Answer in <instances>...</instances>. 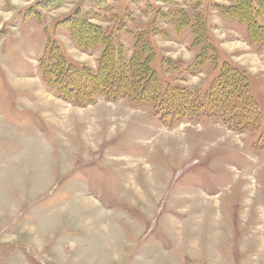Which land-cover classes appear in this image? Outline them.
<instances>
[{
    "label": "rangeland",
    "instance_id": "rangeland-1",
    "mask_svg": "<svg viewBox=\"0 0 264 264\" xmlns=\"http://www.w3.org/2000/svg\"><path fill=\"white\" fill-rule=\"evenodd\" d=\"M40 1L0 0V264H264V46L213 8L232 3L184 6L190 24L176 31L149 26L155 9L172 10L154 0ZM77 6L106 33L122 28L127 59L133 36L151 32L161 87L204 95L221 59L194 67L200 11L222 59L249 74L261 127L238 134L204 115L168 127L148 103L63 101L38 69L47 40L93 72L102 49H81L58 25Z\"/></svg>",
    "mask_w": 264,
    "mask_h": 264
},
{
    "label": "trees",
    "instance_id": "trees-1",
    "mask_svg": "<svg viewBox=\"0 0 264 264\" xmlns=\"http://www.w3.org/2000/svg\"><path fill=\"white\" fill-rule=\"evenodd\" d=\"M154 1L170 6L168 8L172 10L163 12L155 9L149 26L155 27L153 18L161 19L176 31H182L190 24V16L185 9L193 10L202 4V0ZM228 1L232 4L215 3L213 8L223 19L234 20L244 26L248 42L264 46V0ZM60 2L41 0L40 6L50 10ZM34 8L28 9L27 14L37 20L39 13ZM192 16V46L200 48L194 62L195 69H200L207 62L217 64L221 59L219 71L204 95L194 94L181 86L168 84L165 88L161 87L158 73L151 67L157 55L148 38L151 32L143 31L133 36L132 53L127 59L124 44L118 41L116 35L122 28L114 27L112 32L106 33L102 27L89 22L80 6L59 20L58 25L69 30L73 41L81 49L90 51L102 48L97 70L93 72L86 65L70 62L59 43L48 39L47 49L38 60L42 82L60 99L78 107L93 104L99 96L109 101L125 98L132 104L152 105L154 115L168 127L184 117L204 115L220 117L222 122L238 133L257 130L261 127L262 117L251 94L249 74L231 59H222L219 53L223 52L218 50L219 45L208 27L209 19L200 11ZM227 115H230V119Z\"/></svg>",
    "mask_w": 264,
    "mask_h": 264
},
{
    "label": "crops",
    "instance_id": "crops-1",
    "mask_svg": "<svg viewBox=\"0 0 264 264\" xmlns=\"http://www.w3.org/2000/svg\"><path fill=\"white\" fill-rule=\"evenodd\" d=\"M28 80V79H27ZM173 224V223H172ZM175 227L173 226V225H170V227L167 225L166 226V229L168 230V231H174V234L176 233V229H174ZM211 231V230H210ZM204 239V238H203ZM227 243V240L223 243V245H218L219 247H222V246H224L225 244ZM231 243H233L232 242V239H231ZM214 245H217V243L215 242V241H212L211 242V247H210V249H212V246H214ZM217 247V246H216ZM219 247H218V249H219ZM251 258V257H250ZM254 263V262H253Z\"/></svg>",
    "mask_w": 264,
    "mask_h": 264
},
{
    "label": "bare ground",
    "instance_id": "bare-ground-1",
    "mask_svg": "<svg viewBox=\"0 0 264 264\" xmlns=\"http://www.w3.org/2000/svg\"><path fill=\"white\" fill-rule=\"evenodd\" d=\"M20 84H23L22 82H19ZM42 98H43V96H42Z\"/></svg>",
    "mask_w": 264,
    "mask_h": 264
}]
</instances>
